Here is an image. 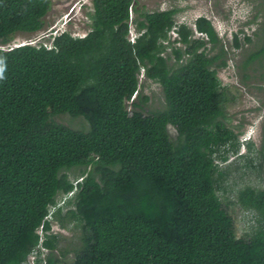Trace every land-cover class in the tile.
<instances>
[{
    "label": "trees",
    "instance_id": "obj_1",
    "mask_svg": "<svg viewBox=\"0 0 264 264\" xmlns=\"http://www.w3.org/2000/svg\"><path fill=\"white\" fill-rule=\"evenodd\" d=\"M90 5L84 35L4 48L42 29L51 0H0V264H264V123L259 149L247 140L238 154L243 131L217 74L252 38L240 29L224 42L205 16L178 23L176 6ZM259 30L236 66L264 90ZM140 74L160 86V106ZM230 154L262 184L236 191L256 222L242 236L219 195ZM53 222L77 231L67 245Z\"/></svg>",
    "mask_w": 264,
    "mask_h": 264
},
{
    "label": "rangeland",
    "instance_id": "obj_2",
    "mask_svg": "<svg viewBox=\"0 0 264 264\" xmlns=\"http://www.w3.org/2000/svg\"><path fill=\"white\" fill-rule=\"evenodd\" d=\"M137 7L144 5L145 8L165 9L171 6L181 8L176 14L175 21L184 22L189 26H193L194 20L199 16L207 17L218 36L224 39V42H230L232 33H237L240 41L243 34L252 38V43L243 44V47L231 50L228 54V64L226 67L219 69L217 74L222 84L226 86L228 101L225 103V111L229 118V125H238L234 131H245L252 135L255 150L259 149L261 142L262 125L264 123V90L257 89L254 85L258 84L257 80H250L253 85L242 84L238 76L236 64L239 62L245 50H252L255 43H258L259 37L254 32L259 33L258 28L264 21V0H135ZM91 11L90 0H51V9L44 17L45 24L39 31L35 33L16 34L14 38L5 45L4 48L17 44L35 43L38 40L46 39L51 32L59 30H68L72 35L82 36L87 31L88 15ZM249 22V23H248ZM131 30L133 29L130 24ZM171 39L175 34L169 32ZM245 48V50H244ZM255 74H258L255 72ZM140 85H142L143 93L148 95L150 101L149 106H160L162 101V92L157 83L145 81L142 75H139ZM59 122L72 126H80V119H71L67 115H61L57 118ZM250 125V126H249ZM240 133V132H239ZM241 134V133H240ZM239 134V139H240ZM255 150L249 153L255 156V162H259V156ZM246 154V147L240 148L238 154ZM264 157V156H263ZM243 159L238 155L230 154L226 162L231 171L227 181L224 183V192L219 191V195L225 200L234 217L236 226V235L242 236L244 233L251 232L255 226L254 215L246 209L241 208L235 201L236 191L244 185L262 186L258 181L256 172L242 175L244 172ZM264 168V158L261 161ZM241 167L240 169H237ZM52 230L61 233L65 237L63 244L67 245L73 239L77 231L61 229L53 222ZM72 238V239H70Z\"/></svg>",
    "mask_w": 264,
    "mask_h": 264
},
{
    "label": "clouds",
    "instance_id": "obj_3",
    "mask_svg": "<svg viewBox=\"0 0 264 264\" xmlns=\"http://www.w3.org/2000/svg\"><path fill=\"white\" fill-rule=\"evenodd\" d=\"M52 31H54V32H51L50 34L53 35V34H55V33H59V32L65 31V30H59V31H58V30H57V31L52 30ZM134 35H135L134 30H133V29L131 30V28H130L127 37H128L130 40H132L133 37H134ZM49 36H50V35H49ZM49 36H48V37H49ZM48 37H47V38H48ZM38 41H39V40H38ZM249 126H250V125H249ZM251 135H252L251 133H248V128L240 134V139H239V141H240V143H241L240 148L244 146V142H246L247 140H252V136H251ZM239 150H240V149H239ZM240 154H241V153H240ZM37 232L40 234V235H39V237H40V236H41V227H39V228L37 229Z\"/></svg>",
    "mask_w": 264,
    "mask_h": 264
}]
</instances>
